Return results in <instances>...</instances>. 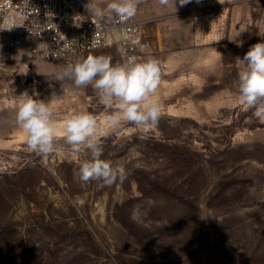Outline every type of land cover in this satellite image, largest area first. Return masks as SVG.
Here are the masks:
<instances>
[{
	"label": "rangeland",
	"instance_id": "374dc122",
	"mask_svg": "<svg viewBox=\"0 0 264 264\" xmlns=\"http://www.w3.org/2000/svg\"><path fill=\"white\" fill-rule=\"evenodd\" d=\"M134 18L138 58L161 61L163 115L146 137L125 124L101 138L102 158L127 172L110 187L81 182L87 153L62 137L38 157L15 120L27 92L58 126L80 111L103 122L110 110L93 88L50 80L58 61L0 65V264H264V121L236 86L264 41V0H142ZM90 55L122 62L114 49Z\"/></svg>",
	"mask_w": 264,
	"mask_h": 264
},
{
	"label": "clouds",
	"instance_id": "9594fccd",
	"mask_svg": "<svg viewBox=\"0 0 264 264\" xmlns=\"http://www.w3.org/2000/svg\"><path fill=\"white\" fill-rule=\"evenodd\" d=\"M192 0H178L181 7ZM197 3L200 0H196ZM142 0H108L106 9L113 13L116 22L125 24L133 19ZM177 0H158L161 7ZM86 10L96 18H103L104 9L95 0H88ZM70 49L69 44L64 45ZM244 64L237 78L241 105L252 110L256 119L264 121V41L252 45L241 59ZM51 79L73 81L78 88L91 86L99 102L110 110L103 122L87 111L73 113L57 125L51 106L44 100L34 99L27 92L19 103L15 120L25 134L27 147L38 157H48L55 152L58 138L74 154L83 155L78 167L81 182L99 181V187H110L127 178L123 164L105 160L101 138L107 133L122 132L125 124L134 125L146 137L158 127L163 112L156 94L161 84V61L154 56L138 58L130 55L122 62H113L106 55L80 57L60 70L50 73Z\"/></svg>",
	"mask_w": 264,
	"mask_h": 264
},
{
	"label": "built area",
	"instance_id": "2783aa9c",
	"mask_svg": "<svg viewBox=\"0 0 264 264\" xmlns=\"http://www.w3.org/2000/svg\"><path fill=\"white\" fill-rule=\"evenodd\" d=\"M143 30L144 22L135 18L125 24L110 12L96 18L79 0H0V65H66L104 48L116 50L123 61L139 56Z\"/></svg>",
	"mask_w": 264,
	"mask_h": 264
},
{
	"label": "crops",
	"instance_id": "0c3cea01",
	"mask_svg": "<svg viewBox=\"0 0 264 264\" xmlns=\"http://www.w3.org/2000/svg\"><path fill=\"white\" fill-rule=\"evenodd\" d=\"M6 100V99H5ZM24 141V140H23Z\"/></svg>",
	"mask_w": 264,
	"mask_h": 264
}]
</instances>
